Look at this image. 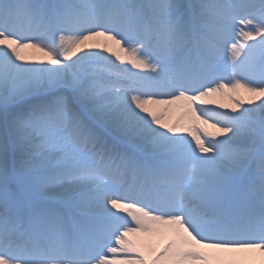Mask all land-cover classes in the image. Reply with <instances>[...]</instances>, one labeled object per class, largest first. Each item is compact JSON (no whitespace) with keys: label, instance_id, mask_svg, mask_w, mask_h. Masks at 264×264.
I'll use <instances>...</instances> for the list:
<instances>
[{"label":"snow or ice","instance_id":"6c2138e0","mask_svg":"<svg viewBox=\"0 0 264 264\" xmlns=\"http://www.w3.org/2000/svg\"><path fill=\"white\" fill-rule=\"evenodd\" d=\"M0 264H264V0H0Z\"/></svg>","mask_w":264,"mask_h":264},{"label":"rangeland","instance_id":"374dc122","mask_svg":"<svg viewBox=\"0 0 264 264\" xmlns=\"http://www.w3.org/2000/svg\"><path fill=\"white\" fill-rule=\"evenodd\" d=\"M117 63H120V62H117ZM241 94L245 95V97H246V94H244V93H241ZM235 98L236 97H233V99H235ZM212 99H214L215 103L209 105V107L215 108L218 111L220 110V111L231 112V107H229V105H231L232 100H230L227 96H224L221 99H218V97H215ZM257 103H258V101H257ZM220 105H225V107L221 108Z\"/></svg>","mask_w":264,"mask_h":264},{"label":"bare ground","instance_id":"6f19581e","mask_svg":"<svg viewBox=\"0 0 264 264\" xmlns=\"http://www.w3.org/2000/svg\"><path fill=\"white\" fill-rule=\"evenodd\" d=\"M112 59L114 60L115 57H113ZM117 62H119V61H116V63H117ZM117 64H119V63H117ZM241 95H242V94H241ZM243 96H245V95H243ZM215 97H218V99H221V98H222L221 96H215ZM215 97H213V98H215ZM246 106H248V105H246ZM219 111H220V110H219Z\"/></svg>","mask_w":264,"mask_h":264}]
</instances>
